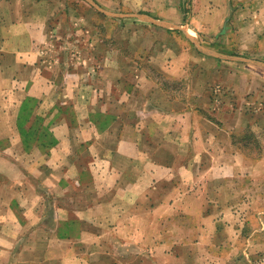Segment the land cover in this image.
I'll use <instances>...</instances> for the list:
<instances>
[{"label":"crops","instance_id":"obj_1","mask_svg":"<svg viewBox=\"0 0 264 264\" xmlns=\"http://www.w3.org/2000/svg\"><path fill=\"white\" fill-rule=\"evenodd\" d=\"M0 264H264V0H0Z\"/></svg>","mask_w":264,"mask_h":264},{"label":"rangeland","instance_id":"obj_2","mask_svg":"<svg viewBox=\"0 0 264 264\" xmlns=\"http://www.w3.org/2000/svg\"><path fill=\"white\" fill-rule=\"evenodd\" d=\"M189 1V0H188ZM76 5V4H75ZM189 7L191 6V4H187ZM76 7H77V5H76ZM76 7H75V9H76ZM79 9V11H82V13L84 14V15H89V16H91V20H90V24H91V26L94 28V29H96V27H98L99 25H100V27L102 28L103 26H104V23L105 22H107L108 23V26H109V23L110 22H116V21H111V19H109V18H107L106 19V21L105 20H102L103 19V17H102V15H99L98 14V12H97V10L96 9H94V8H92V7H90V6H88L87 4H83V7L82 8H78ZM187 10L189 11L190 9L189 8H187ZM119 11V10H118ZM118 11H116V12H118ZM128 13H130V12H128ZM128 13H123V14H128ZM155 15H157V14H155ZM160 15H158V17H159ZM188 16V15H187ZM157 18V17H156ZM164 19H166V20H170V19H172V16L170 15V16H168V15H165V18ZM113 24V23H112ZM112 24H111V28L110 29H107L106 30V33H104V34H99L100 35V37H98V38H100V40L102 41V40H105V42L107 43V46H108V49L109 48H111V47H120L121 45H122V48H126L125 47V43L124 42H120V43H116V41L111 37V34L113 33L112 31H113V27L115 26L116 27V25H117V22L115 23V24H113V27H112ZM120 27H122L121 25H120ZM124 28H126V27H123V29ZM97 35L98 34H96V35H93L94 37H97ZM129 39V40H131V36L130 35H125V34H123L122 35V39ZM207 43H209V40L208 41H206ZM129 50V49H128ZM127 50V52L129 53V51Z\"/></svg>","mask_w":264,"mask_h":264},{"label":"water","instance_id":"obj_3","mask_svg":"<svg viewBox=\"0 0 264 264\" xmlns=\"http://www.w3.org/2000/svg\"><path fill=\"white\" fill-rule=\"evenodd\" d=\"M92 5H94L93 3H92ZM144 20H146L147 22H150V23H152V24H154V25H157V26H160V27H169V25L168 24H166V23H163V22H158V21H156V20H154V19H149V18H145ZM198 45V44H197Z\"/></svg>","mask_w":264,"mask_h":264}]
</instances>
